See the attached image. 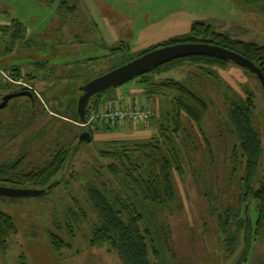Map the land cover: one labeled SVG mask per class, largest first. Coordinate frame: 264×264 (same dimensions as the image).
<instances>
[{"label":"rangeland","instance_id":"1","mask_svg":"<svg viewBox=\"0 0 264 264\" xmlns=\"http://www.w3.org/2000/svg\"><path fill=\"white\" fill-rule=\"evenodd\" d=\"M57 1L0 0V22L8 30L16 23L19 35L0 56V69L11 74L7 68L16 67L19 75L12 77L20 76L37 94L31 106L15 97L0 110V164L20 158L17 170L27 171L57 148L67 152L57 185L37 196L0 197V211L15 227L6 249L0 251V264H123L114 248L88 244L89 227L96 219L84 186L96 181L123 199L130 194L126 179L121 173L109 174L104 167L109 161L97 156V150L108 149L109 141L130 147L152 137L169 109V94L144 93L132 78L100 92L96 108L84 112L79 123L69 120L78 89L150 47L189 37L192 23L209 26L211 32L232 40L264 44V4L261 0H67L73 10L64 14L57 13ZM8 41L9 35H0V51ZM146 78L177 81L206 104L198 125L182 113L179 116L181 131L175 144L181 174L171 173L174 202L168 208L150 207L139 221V227L149 230L157 251L156 258L149 257L150 263L264 264V222L255 234V204L239 195L242 162L232 172L228 164L229 148L236 144L227 119L228 104L250 94L251 122L261 150L253 188L255 179L264 174V107L258 82L229 61L223 68L185 63L148 73ZM6 84L10 89H28ZM131 98L149 111L148 120L120 123L112 131L95 130L90 140L78 142L79 133L87 132L83 128L92 130L98 123L80 125L91 112ZM49 235L59 240L56 250Z\"/></svg>","mask_w":264,"mask_h":264},{"label":"trees","instance_id":"2","mask_svg":"<svg viewBox=\"0 0 264 264\" xmlns=\"http://www.w3.org/2000/svg\"><path fill=\"white\" fill-rule=\"evenodd\" d=\"M43 1L46 3L53 2V0ZM261 1L264 4V0ZM72 10L73 6L69 5L67 0L57 1V13L70 14ZM13 24L14 28L8 30L6 25L0 22V35H9V41L2 47L0 56L8 52L12 42L19 38L16 29L17 24ZM189 34V37L181 41L165 42L162 46L183 42L207 43L219 46L252 62L259 69L264 79V44L257 45L251 42L232 40L211 32L209 26L201 23H192ZM209 37L217 38L220 42H214ZM156 47H160V45L150 47L146 51ZM185 63L197 68H223L226 60L205 55L186 56L170 60L133 77L143 86L144 93L151 95L169 94V109L157 123L155 134L145 142L133 143L129 147L119 141H109L108 143L111 145L108 149L97 150V156L109 161L104 166L105 170L112 175L121 173L122 180L126 179V188L130 194H126L123 199L118 193H112L102 183L96 181L84 186V193L96 219V222L89 227L87 242L89 245L106 244L114 248L123 264H153L150 263L149 257L151 256L152 259L157 257V251L151 243L150 232L148 229L139 227V221L143 212H147L150 207L168 208L174 202L175 194L171 182V173L181 174V160L175 144V136L181 131L180 114H184L186 119L198 125L206 111V104L202 98L179 82L171 79L154 82L146 78L148 73L167 71ZM7 70L11 75H19L18 69L14 66H10ZM25 76H27V80L31 79L30 75L26 74ZM7 90H10L7 84H0V91ZM96 96L98 94L94 95V100L84 108V112L96 108L99 102ZM128 102L130 104L136 103L134 98H131ZM252 108L250 94H245L242 101L236 99L228 104L227 119L231 127V135L236 141V144H232L229 148L228 164L230 172H232L235 171L237 163L242 162L243 172L240 178L242 187L240 189L242 191L239 195L242 200L249 199L255 204L257 218L254 222V233L256 234L257 231L261 230L264 222V174L255 179L257 185L253 188L251 181L254 177V169L261 150L259 134L251 122ZM69 120L80 123L74 111ZM97 124H94L92 130L83 128L88 132L89 138L95 130L112 131L116 126V124ZM66 153L63 148H57L41 165L27 171L17 170L20 158L8 163H1L0 182L2 183L0 184H19L43 188L60 175L67 157ZM58 183L59 181L54 185ZM78 211L83 216L80 209ZM149 214L153 219V214L151 212ZM235 224H237L238 229L241 228L238 222ZM242 229L245 230L244 225ZM243 232L246 233V231ZM14 233L15 227L11 219L0 211V251L6 249L7 241ZM58 241L57 236L49 235V244L53 250L61 246L58 245ZM148 243L151 244L149 247Z\"/></svg>","mask_w":264,"mask_h":264},{"label":"water","instance_id":"3","mask_svg":"<svg viewBox=\"0 0 264 264\" xmlns=\"http://www.w3.org/2000/svg\"><path fill=\"white\" fill-rule=\"evenodd\" d=\"M192 55H205L217 57L222 60L232 62L240 68L248 70L252 73L253 77L258 82L264 102V79L259 69L252 62L234 52H231L219 46L207 43L183 42L171 45H164L143 52L136 58L122 65L114 67L108 70L107 72L100 74L97 77L84 83L78 89L79 96L75 101V114L77 115L78 120L82 121L85 104L87 100L95 94H99L105 89L119 85L139 74L148 71L149 69H152L170 60ZM23 95L29 96V93L26 91H20L16 93H8L2 95L0 97V108H2L5 105L6 101L10 98ZM88 139L89 134L87 132H81L77 137L78 142H85ZM57 180L58 179L56 178L43 188H16L0 186V197L19 198L25 196L41 195L45 193L50 187L54 186Z\"/></svg>","mask_w":264,"mask_h":264},{"label":"built area","instance_id":"4","mask_svg":"<svg viewBox=\"0 0 264 264\" xmlns=\"http://www.w3.org/2000/svg\"><path fill=\"white\" fill-rule=\"evenodd\" d=\"M6 83L28 88L20 76L12 77L11 74L0 69V84ZM149 115V111L146 108L137 105V103L130 104L128 101H126L125 104H111L94 114L91 112L87 119L84 120L83 124L80 125L91 127L93 122H103L105 124L116 125H119L120 123L135 124L148 120Z\"/></svg>","mask_w":264,"mask_h":264},{"label":"flooded vegetation","instance_id":"5","mask_svg":"<svg viewBox=\"0 0 264 264\" xmlns=\"http://www.w3.org/2000/svg\"><path fill=\"white\" fill-rule=\"evenodd\" d=\"M246 71H248V70H246ZM249 72V71H248ZM251 75H252V73L251 72H249ZM253 76V75H252ZM260 88V87H259ZM261 90V89H260ZM8 91V92H7ZM7 91H3V93H2V95H4V94H8V93H16V92H20V91H26V92H28L29 93V96H27V95H23V96H18V97H20V98H24V99H26V101H25V106H31L32 105V103L35 101V100H37V94L35 93V91L32 89V87H28V89L26 90V89H10V90H7ZM2 95H0V97L2 96ZM13 98H15V97H13ZM10 99H12V98H10ZM9 99V100H10ZM9 100H7L6 101V103H5V105L2 107V108H0V110H2V109H4V107H6V105H7V103H8V101ZM88 133V132H87ZM80 134V133H79ZM92 135H90V138L88 139V140H90L92 137H91Z\"/></svg>","mask_w":264,"mask_h":264},{"label":"crops","instance_id":"6","mask_svg":"<svg viewBox=\"0 0 264 264\" xmlns=\"http://www.w3.org/2000/svg\"><path fill=\"white\" fill-rule=\"evenodd\" d=\"M122 101H124V100H121V102H120V103H122Z\"/></svg>","mask_w":264,"mask_h":264}]
</instances>
